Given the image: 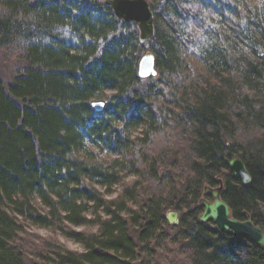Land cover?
I'll return each mask as SVG.
<instances>
[{
  "label": "trees",
  "instance_id": "16d2710c",
  "mask_svg": "<svg viewBox=\"0 0 264 264\" xmlns=\"http://www.w3.org/2000/svg\"><path fill=\"white\" fill-rule=\"evenodd\" d=\"M104 1L0 0V264H264L198 221L222 179L232 216L264 230V8L145 0L140 44Z\"/></svg>",
  "mask_w": 264,
  "mask_h": 264
},
{
  "label": "water",
  "instance_id": "95a60500",
  "mask_svg": "<svg viewBox=\"0 0 264 264\" xmlns=\"http://www.w3.org/2000/svg\"><path fill=\"white\" fill-rule=\"evenodd\" d=\"M105 5L110 7L114 14L125 22L136 23L140 31V42L145 43L150 40L153 35V20L148 2L145 0H105ZM139 77L147 78L155 76L154 58L151 54H147L142 58L139 64ZM92 108L96 112H101L104 108L102 103H95ZM233 173L238 176L243 184H249L251 179L245 171L240 160L233 159L229 164ZM220 188H205L204 195L210 194L213 202L201 200L199 205L204 207L203 214L200 215L199 221L205 222L212 220L216 230L230 234L232 236H240L249 239L251 242L264 247V234L258 228L252 225L249 218L246 217L244 223H240L230 217V211L227 205L220 198ZM168 223L175 225L178 223V216L171 212L167 215Z\"/></svg>",
  "mask_w": 264,
  "mask_h": 264
},
{
  "label": "bare ground",
  "instance_id": "6f19581e",
  "mask_svg": "<svg viewBox=\"0 0 264 264\" xmlns=\"http://www.w3.org/2000/svg\"><path fill=\"white\" fill-rule=\"evenodd\" d=\"M115 15V14H114ZM151 15H152V12H151ZM116 16V15H115ZM117 17V16H116ZM118 18V17H117ZM119 19V18H118ZM119 20H121V19H119ZM152 20H153V15H152ZM121 21H123V20H121ZM123 22H125V21H123ZM125 23H131V22H125ZM138 31H139V28H138ZM153 36V35H152ZM139 41H140V31H139ZM140 44H144V43H141L140 42ZM147 54H151V53H146L144 56H142V58L143 57H145ZM152 55V54H151ZM153 56V55H152ZM142 58L140 59V61L142 60ZM153 58H154V56H153ZM140 61H139V64H140ZM139 64H138V69H137V76H138V78L139 79H141V80H146V79H149V78H155L156 76H157V72H156V69H155V60H154V70H155V72H156V75L155 76H149V77H147V78H141V77H139ZM95 103H102L104 106H105V103H104V101H102V100H95V101H93L92 102V104L91 105H93V104H95ZM233 159H238V160H240V162H241V164L243 165V167H244V169H245V171L247 172V174H248V176L250 177V179H251V181H252V178H251V176H250V174H249V172H248V169H247V167H246V165H245V163H244V161L242 160V159H240V158H237V157H234V158H232V159H230V160H227L226 162H225V165H226V167H227V169H228V171H229V173L231 174V176L235 179V180H237L241 185H244V186H247V185H249L250 183H251V181H250V183L249 184H243L242 183V181H241V179L238 177V176H236L234 173H233V171L231 170V167H230V163H231V160H233ZM209 188V189H218V188H220V198H221V194H222V191H223V187H224V184H223V181H222V179H218L217 180V184L215 185V186H208V185H206V186H204L203 187V192L205 191V188ZM204 194V193H203ZM206 197L210 200V201H208L206 198H201L199 201H198V203L201 201V200H206V201H208L209 203H212L213 202V197L210 195V194H207L206 195ZM225 203V202H224ZM226 204V203H225ZM227 205V204H226ZM201 207H202V213L200 214V215H202L203 214V211H204V207L202 206V205H200ZM227 207L229 208V206L227 205ZM229 211H230V217L232 218V219H234V220H236V221H238V222H240V223H244L245 221H246V217H248L249 218V221L252 223V225L253 226H255V227H258L261 231H262V233L264 234V230L260 227V226H258V225H255L254 223H253V221H252V219H251V217H250V215L247 213V212H243V214H242V218H240V219H235L233 216H232V212H231V210H230V208H229ZM169 213H171V212H169ZM167 215H168V213L166 214V221H167V223H168V220H167ZM200 217V216H199ZM199 217H198V221H199ZM212 222L213 223V226H214V228H215V230H216V227H215V224H214V222L212 221V220H208V221H205V222H200V223H206V222ZM169 224V223H168ZM179 224V219H178V223L177 224H175V225H171V224H169L170 226H177ZM217 231V230H216ZM217 232H219V233H223V232H220V231H217ZM224 234H227V233H224ZM228 235H230V234H228ZM230 236H232V235H230ZM232 237H236V238H241V239H244V240H246V241H248V242H250L251 244H253V245H256V246H258V247H260L261 249H263V251H264V247H262V246H259V245H257V244H255V243H253V242H251L249 239H247V238H244V237H240V236H232Z\"/></svg>",
  "mask_w": 264,
  "mask_h": 264
},
{
  "label": "snow or ice",
  "instance_id": "6c2138e0",
  "mask_svg": "<svg viewBox=\"0 0 264 264\" xmlns=\"http://www.w3.org/2000/svg\"><path fill=\"white\" fill-rule=\"evenodd\" d=\"M256 2L259 4L260 7L264 8V0H256ZM185 3L188 4V7L193 6L192 0H185ZM245 6H247V5H245Z\"/></svg>",
  "mask_w": 264,
  "mask_h": 264
},
{
  "label": "rangeland",
  "instance_id": "374dc122",
  "mask_svg": "<svg viewBox=\"0 0 264 264\" xmlns=\"http://www.w3.org/2000/svg\"><path fill=\"white\" fill-rule=\"evenodd\" d=\"M139 133V132H138ZM136 134V133H135ZM71 248H75V246L71 245V244H68Z\"/></svg>",
  "mask_w": 264,
  "mask_h": 264
}]
</instances>
